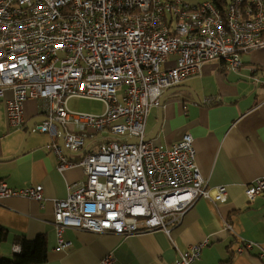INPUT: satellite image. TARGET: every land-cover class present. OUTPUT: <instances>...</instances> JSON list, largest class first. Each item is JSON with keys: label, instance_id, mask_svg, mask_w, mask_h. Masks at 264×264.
Listing matches in <instances>:
<instances>
[{"label": "built area", "instance_id": "2783aa9c", "mask_svg": "<svg viewBox=\"0 0 264 264\" xmlns=\"http://www.w3.org/2000/svg\"><path fill=\"white\" fill-rule=\"evenodd\" d=\"M262 48L264 0H0V100L9 126L23 129L25 104L39 102L44 121L32 133L55 139L49 150L60 172L77 167L86 177L53 202L58 248L72 246L68 229L170 237L198 200L226 203L228 188L209 186L201 173L194 138L186 135L170 149L145 142L147 120L168 90L198 76L204 64L222 62L238 72L240 54ZM170 56L176 61L166 68ZM252 71L260 82L261 71ZM72 99L98 101L104 112L72 111ZM90 136L100 143L86 153ZM68 154L82 155L73 161ZM245 194L250 202L262 196L264 177ZM12 197L42 202L44 190L1 182L0 200ZM208 245L190 246L174 264H194ZM257 246L241 239L234 251ZM114 263L112 256L101 262Z\"/></svg>", "mask_w": 264, "mask_h": 264}, {"label": "crops", "instance_id": "0c3cea01", "mask_svg": "<svg viewBox=\"0 0 264 264\" xmlns=\"http://www.w3.org/2000/svg\"><path fill=\"white\" fill-rule=\"evenodd\" d=\"M240 57L243 67L238 72L229 71L222 62L204 64L198 76L175 87L177 91L166 96L161 106L152 107L146 128L147 135L157 128L152 142L164 149L191 135L197 164L208 185L228 188L230 198L226 203L198 200L170 237L162 231L121 236L68 229L65 238L72 246L60 250L53 202L65 200L68 185L86 177L77 167L60 172L58 159L49 150L55 139L49 133H31L20 156L0 161V183L13 189L42 186L44 200H0V227L7 234L0 244V259L19 255L21 252H13L14 237L25 236L28 241L46 240L48 260L43 264H101L108 256L113 257L114 264H174L190 246L203 240L209 245L194 264H264V194L252 202L245 194L248 184L264 177V48L242 52ZM175 61L176 56H170L165 67H173ZM253 68L261 71L258 83L252 80L251 76H257ZM199 79L213 86L203 96L194 83ZM11 96L7 90L6 99ZM39 114V102L25 104L26 124L41 117ZM25 134L24 128H10L5 102L0 100V159L15 155ZM99 143L100 139L88 137L85 151ZM68 155L75 161L82 154ZM228 223L233 232L228 230ZM241 239L258 246L237 255L234 250Z\"/></svg>", "mask_w": 264, "mask_h": 264}, {"label": "trees", "instance_id": "16d2710c", "mask_svg": "<svg viewBox=\"0 0 264 264\" xmlns=\"http://www.w3.org/2000/svg\"><path fill=\"white\" fill-rule=\"evenodd\" d=\"M212 1L218 2L219 0ZM5 239H7V234L0 227V244ZM14 243L21 247V253L15 255L12 259H0V264H43L47 262L48 248L43 237L28 241L25 236H15Z\"/></svg>", "mask_w": 264, "mask_h": 264}, {"label": "rangeland", "instance_id": "374dc122", "mask_svg": "<svg viewBox=\"0 0 264 264\" xmlns=\"http://www.w3.org/2000/svg\"><path fill=\"white\" fill-rule=\"evenodd\" d=\"M201 3L207 2L208 0H198ZM197 90L199 91L200 96H203L204 93L210 92L213 89V86L208 80H195L194 81ZM202 88H205L204 92H200ZM69 109L77 112L91 113L100 115L104 112V105L98 101L86 100V99H72L69 102ZM18 131V130H17Z\"/></svg>", "mask_w": 264, "mask_h": 264}, {"label": "water", "instance_id": "95a60500", "mask_svg": "<svg viewBox=\"0 0 264 264\" xmlns=\"http://www.w3.org/2000/svg\"><path fill=\"white\" fill-rule=\"evenodd\" d=\"M179 90H181V89H179ZM182 90H185V89H182ZM176 91H177L176 88L167 91V92L164 94V96L161 98V100H160V104H159V105H160V106L162 105V102H163V100L165 99L166 96H168L169 94L174 93V92H176ZM193 97H194V99L198 102L197 96H196L194 93H193ZM43 121H44V118H42V117H36V118H33L32 120H30V121L25 125V127H24V131H26V134H25V136H24V138H23V141H22L21 147H20V149L18 150V152H17L15 155H13L11 158H9V159H3V160L0 159V161L13 160V159H16L18 156H20V155L23 153L24 149H25L26 141H27L28 137H29L30 134L32 133V128H33L36 124H38L39 122H43ZM56 126H57V128L59 129L60 134L63 135V134H64V128H63L60 124H57ZM156 131H157V128L152 132V134L147 135V137L145 138L144 141H145V142H146V141H152V139H153V137H154ZM62 143H63V141H62V139H61V140H60V144H62ZM131 143H137V141H131ZM89 150H90V149H89ZM89 150H87L86 153H88Z\"/></svg>", "mask_w": 264, "mask_h": 264}]
</instances>
